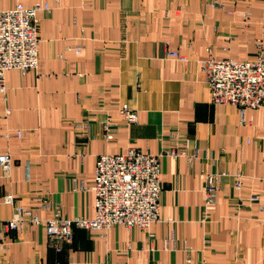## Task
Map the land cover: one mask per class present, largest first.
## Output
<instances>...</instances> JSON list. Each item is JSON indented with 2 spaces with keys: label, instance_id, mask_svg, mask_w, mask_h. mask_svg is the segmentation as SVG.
Masks as SVG:
<instances>
[{
  "label": "crops",
  "instance_id": "1",
  "mask_svg": "<svg viewBox=\"0 0 264 264\" xmlns=\"http://www.w3.org/2000/svg\"><path fill=\"white\" fill-rule=\"evenodd\" d=\"M18 1L50 8L36 14L37 67L6 70L0 90V153L12 158L8 173L0 166V264H264V208L249 198L264 188V105L240 114L211 102L200 69L208 53L264 55V0H0V9ZM123 101L136 123L118 114ZM130 146L161 153L160 218L149 228L75 226L57 250L42 223L3 225L13 211L5 194L41 218L92 217L95 156ZM176 146L186 154L165 153ZM208 172L221 174L211 204Z\"/></svg>",
  "mask_w": 264,
  "mask_h": 264
},
{
  "label": "built area",
  "instance_id": "2",
  "mask_svg": "<svg viewBox=\"0 0 264 264\" xmlns=\"http://www.w3.org/2000/svg\"><path fill=\"white\" fill-rule=\"evenodd\" d=\"M49 9L46 1H35L29 5L18 1L13 6L0 9V90L5 91L4 73L15 68L21 71L38 65L39 33L36 14L40 9ZM79 51V46L75 48ZM167 54L184 62L187 56L178 50L168 49ZM200 69L205 75L209 97L213 103H231L238 107L240 114L246 107L264 105V55L251 60L215 58L211 53L200 60ZM118 114L126 124L138 120L136 108L128 102H120ZM102 132L111 139L117 125L107 116L102 121ZM7 135V133L5 134ZM170 156L185 155L184 148L170 147L165 151ZM197 149L194 150V154ZM160 155L141 150L134 146L122 152H103L95 156L94 176L91 189L94 192V215L92 217H63L58 212L41 218L29 207L14 204L13 195L5 194L3 202L13 205L11 216L4 222L6 228H16L20 222L42 223L48 243L60 250L72 241L75 226L86 229H103L114 224L129 228L139 226L149 228L159 220ZM9 152L0 153V166L5 173L11 168ZM220 175L205 174L204 201L211 204L220 190ZM234 187H241V180L235 175ZM80 189L85 188L79 184ZM251 200H260L264 208V188L262 196L251 194ZM46 199H43V202Z\"/></svg>",
  "mask_w": 264,
  "mask_h": 264
}]
</instances>
